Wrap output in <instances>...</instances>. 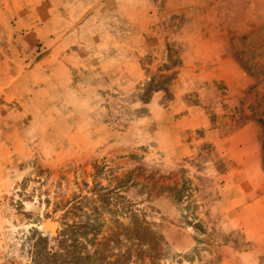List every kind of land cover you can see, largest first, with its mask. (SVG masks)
I'll return each instance as SVG.
<instances>
[{
    "label": "rangeland",
    "instance_id": "rangeland-1",
    "mask_svg": "<svg viewBox=\"0 0 264 264\" xmlns=\"http://www.w3.org/2000/svg\"><path fill=\"white\" fill-rule=\"evenodd\" d=\"M0 264H264V0H0Z\"/></svg>",
    "mask_w": 264,
    "mask_h": 264
},
{
    "label": "water",
    "instance_id": "water-1",
    "mask_svg": "<svg viewBox=\"0 0 264 264\" xmlns=\"http://www.w3.org/2000/svg\"><path fill=\"white\" fill-rule=\"evenodd\" d=\"M56 225H45V229L47 230V231H49L51 234H52V236H55V230H56Z\"/></svg>",
    "mask_w": 264,
    "mask_h": 264
}]
</instances>
